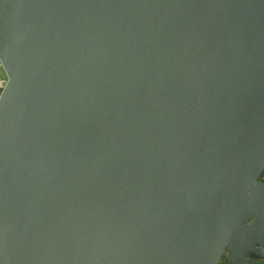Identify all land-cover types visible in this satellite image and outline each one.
<instances>
[{"label":"water","instance_id":"1","mask_svg":"<svg viewBox=\"0 0 264 264\" xmlns=\"http://www.w3.org/2000/svg\"><path fill=\"white\" fill-rule=\"evenodd\" d=\"M0 60V264H264V0H0Z\"/></svg>","mask_w":264,"mask_h":264},{"label":"clouds","instance_id":"2","mask_svg":"<svg viewBox=\"0 0 264 264\" xmlns=\"http://www.w3.org/2000/svg\"><path fill=\"white\" fill-rule=\"evenodd\" d=\"M0 72L3 73V78H0V98H2L3 93L5 91V88L9 83V76L6 72L3 60H0ZM256 183L257 184H264V179L257 180ZM252 223H253V221H249V224H252ZM221 264H223V262H221Z\"/></svg>","mask_w":264,"mask_h":264},{"label":"crops","instance_id":"3","mask_svg":"<svg viewBox=\"0 0 264 264\" xmlns=\"http://www.w3.org/2000/svg\"><path fill=\"white\" fill-rule=\"evenodd\" d=\"M1 74H3L2 72H0V78L2 77Z\"/></svg>","mask_w":264,"mask_h":264},{"label":"flooded vegetation","instance_id":"4","mask_svg":"<svg viewBox=\"0 0 264 264\" xmlns=\"http://www.w3.org/2000/svg\"><path fill=\"white\" fill-rule=\"evenodd\" d=\"M221 264V263H220ZM223 264H227L225 261H223Z\"/></svg>","mask_w":264,"mask_h":264},{"label":"rangeland","instance_id":"5","mask_svg":"<svg viewBox=\"0 0 264 264\" xmlns=\"http://www.w3.org/2000/svg\"><path fill=\"white\" fill-rule=\"evenodd\" d=\"M2 78H3V74H1Z\"/></svg>","mask_w":264,"mask_h":264},{"label":"built area","instance_id":"6","mask_svg":"<svg viewBox=\"0 0 264 264\" xmlns=\"http://www.w3.org/2000/svg\"><path fill=\"white\" fill-rule=\"evenodd\" d=\"M2 78V77H1Z\"/></svg>","mask_w":264,"mask_h":264}]
</instances>
